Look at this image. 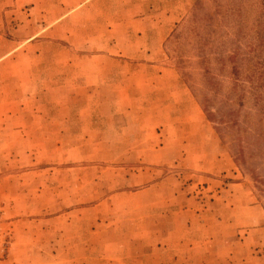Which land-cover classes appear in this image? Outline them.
<instances>
[{
  "label": "rangeland",
  "instance_id": "1",
  "mask_svg": "<svg viewBox=\"0 0 264 264\" xmlns=\"http://www.w3.org/2000/svg\"><path fill=\"white\" fill-rule=\"evenodd\" d=\"M196 1H164L175 14L158 19L174 29L160 60L132 65L124 84L110 81V60L96 55L110 56V0H0V264H172L171 249L188 254L178 237L198 243L191 254L202 264L205 235L234 232L219 222L234 214L230 186L243 184L238 216L255 204L264 212V182L236 161L233 132L216 128L194 92L205 85L189 31ZM263 8L244 0L251 35ZM219 18L206 47L221 81L209 91L213 108L226 103L242 130L264 131L253 95H233L231 64L216 59L229 55L224 41L237 27ZM59 23L61 32L43 31ZM87 27L94 32H80ZM123 85L131 95L116 97ZM261 143L249 163L264 175Z\"/></svg>",
  "mask_w": 264,
  "mask_h": 264
},
{
  "label": "crops",
  "instance_id": "2",
  "mask_svg": "<svg viewBox=\"0 0 264 264\" xmlns=\"http://www.w3.org/2000/svg\"><path fill=\"white\" fill-rule=\"evenodd\" d=\"M164 1L169 0H110V56L103 52L96 54L99 57L105 56L110 60V81L117 80L125 84V81L131 80L132 65L142 68L156 67V63L160 60L157 54L162 53L164 40L174 29L169 24L171 18L165 21L158 19L164 16L171 17L175 14V11L171 8L165 7ZM2 13L3 8L0 6V23L3 19ZM180 13H185V11L182 9ZM174 21L176 22L177 19H174ZM61 28L62 24L59 23L48 26L43 31L51 34L54 31L61 32L56 31V29L60 30ZM80 32L94 31L93 28L87 27L80 28ZM27 37H30V35L28 34ZM57 38L64 39L59 35H57ZM136 53L141 55L140 59H134ZM139 75L141 74L136 76ZM162 75L163 73L158 74V77H162ZM155 77L157 75L154 77L148 76L150 79ZM141 78L146 79V76L142 75ZM172 84L174 83L172 82ZM115 94H117L116 97H128L131 95V91L123 85L122 88H118ZM124 105L123 98L122 106ZM125 110L127 109L120 107L117 112ZM242 188L243 184L241 183L230 186V189L234 190V195L231 198V201L235 204L233 208L231 207L234 214L229 219L223 217L219 221L221 224L231 221L230 225L234 228V232L228 234L223 228V231L205 235V241L202 244L205 251L204 255L209 259H204L202 264H264V212L260 206L255 204L248 207L249 212L245 217L237 215V209L238 207L240 209V206H238L236 200L241 197V195H237V190L242 191ZM243 227L246 228L243 230ZM187 234L184 236H191L190 233ZM183 238H185L184 241ZM188 240H190V237H178L174 244L177 247L179 245L185 246L184 248L188 251V254L183 256L171 249L174 252L171 255L172 264L196 263L195 255H192L191 252L198 243L194 240ZM177 249L179 250V248ZM228 258L232 261L228 262Z\"/></svg>",
  "mask_w": 264,
  "mask_h": 264
},
{
  "label": "trees",
  "instance_id": "3",
  "mask_svg": "<svg viewBox=\"0 0 264 264\" xmlns=\"http://www.w3.org/2000/svg\"><path fill=\"white\" fill-rule=\"evenodd\" d=\"M229 1H231L230 4L233 8L225 5L226 0H215L216 9L214 11H206V2L197 0L192 9L190 18L193 25L189 28V31L193 34L194 44L198 48V55L201 58V63L204 64L205 73L204 91L195 90L193 87L192 89L197 94L198 92H202L200 102L204 107L208 119L216 123V128L223 131L225 136L233 132L231 139L234 143V148L232 152L236 161L241 165L247 164V168L255 180L263 183L264 175L260 173L261 169L259 170L254 164L249 163V158L254 155V148H251V145H256L260 142H262L260 151L262 152V157L264 156V131L254 129L255 131L253 130L252 134L251 130L248 131V128L242 130L243 124L240 120L239 112L232 107H228L226 103L214 109L213 95L209 92H216L221 85V81L217 75L212 73L209 67L212 57L209 54L207 55L206 47L208 49L211 48L209 45L212 40L214 22L219 20V16L222 15L224 22L228 23V25L232 24L231 27H234V25L237 27L235 29V38H228L224 41V44H228L229 42L232 46L229 55H216V59L220 62L221 69H225V66L231 64L234 83L232 87L233 95L238 94L239 98H241V96L250 92L258 106V113L262 119L264 118V11H260L253 18V25L251 27L253 35H251L247 30L250 15L242 10L244 0ZM259 2L264 7V0H259ZM227 34L229 33L227 32ZM245 63H248V68L245 67ZM234 127H236L235 130L228 131ZM248 135L253 138L252 142L246 141ZM262 164H264V157Z\"/></svg>",
  "mask_w": 264,
  "mask_h": 264
}]
</instances>
